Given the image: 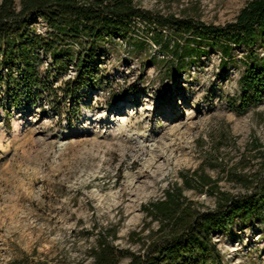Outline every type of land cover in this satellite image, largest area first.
<instances>
[{"label":"rangeland","instance_id":"rangeland-1","mask_svg":"<svg viewBox=\"0 0 264 264\" xmlns=\"http://www.w3.org/2000/svg\"><path fill=\"white\" fill-rule=\"evenodd\" d=\"M133 1L223 24L248 0ZM33 21L47 32L39 17ZM146 35L99 45L102 84H85L74 96L65 94L74 68L51 73L61 112L45 95L22 90L16 99L0 87V264H89L103 235L137 251L158 226L143 206L179 185L181 173L200 169L235 194L244 191L240 179L263 165L264 99L242 114L229 106L240 93L242 51L225 70L215 50L169 70L175 61ZM183 193L202 209L214 206L209 191ZM213 240L221 264H264V221L238 223Z\"/></svg>","mask_w":264,"mask_h":264},{"label":"trees","instance_id":"trees-1","mask_svg":"<svg viewBox=\"0 0 264 264\" xmlns=\"http://www.w3.org/2000/svg\"><path fill=\"white\" fill-rule=\"evenodd\" d=\"M36 16L46 33L30 26ZM139 32L147 34L144 42L159 46L166 59L175 61L169 70L209 50L219 52L225 70L235 49H240L244 69L238 79V97L229 98L230 109L242 114L263 101L264 0H248L233 20L223 24L161 14L133 0H0V87L12 91L16 99L22 90L33 99L45 95L61 112L60 89L48 81L51 73L70 65L74 68L76 78L67 84L66 95L74 96L85 84L101 85L98 46L116 39L128 41ZM180 178L179 185L172 184L162 197L143 206L158 226L141 241L140 249L120 248L103 235L90 251L89 264H121L124 258L127 264H221L214 235L238 223L248 226L264 221V163L240 179L244 191L235 194L219 190L215 180L200 169L181 173ZM184 190L209 191L213 208L202 209ZM8 264L32 263L14 260Z\"/></svg>","mask_w":264,"mask_h":264}]
</instances>
